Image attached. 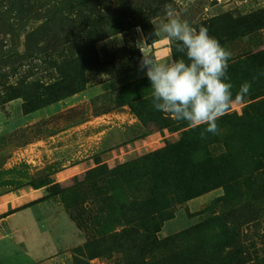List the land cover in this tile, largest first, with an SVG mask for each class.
I'll list each match as a JSON object with an SVG mask.
<instances>
[{"label": "rangeland", "instance_id": "obj_1", "mask_svg": "<svg viewBox=\"0 0 264 264\" xmlns=\"http://www.w3.org/2000/svg\"><path fill=\"white\" fill-rule=\"evenodd\" d=\"M166 3L232 52L231 81L252 83L217 135L152 107L137 43L181 57L155 34ZM262 72L264 0H0V218L36 205L17 218H39L60 249L37 264H188L204 240L241 252L223 224L244 264H264Z\"/></svg>", "mask_w": 264, "mask_h": 264}, {"label": "clouds", "instance_id": "obj_2", "mask_svg": "<svg viewBox=\"0 0 264 264\" xmlns=\"http://www.w3.org/2000/svg\"><path fill=\"white\" fill-rule=\"evenodd\" d=\"M163 12L165 18L155 26V34L173 41L176 52L182 55L159 62L150 54L146 40L137 43L142 54L139 69L145 72L152 89V107L192 128L206 125L201 138L208 133L217 135L219 118L234 103L245 100L252 83L244 81L233 93L228 75L232 52L209 35L207 27H193L182 19L172 4L166 3Z\"/></svg>", "mask_w": 264, "mask_h": 264}, {"label": "crops", "instance_id": "obj_3", "mask_svg": "<svg viewBox=\"0 0 264 264\" xmlns=\"http://www.w3.org/2000/svg\"><path fill=\"white\" fill-rule=\"evenodd\" d=\"M35 192L40 193V189ZM42 197L41 194L35 200ZM29 202L30 200L21 204L20 206H23L21 208L16 206L19 207L17 210L0 218V227L3 224L8 226V223L13 220L11 228L7 227V232L0 234V241L5 242V245L0 247L3 264H37L54 258L60 251L58 240L55 235L53 236V232L51 230L43 232L39 227L42 222L39 218H17L24 213L30 216L32 210L36 209L35 204L24 207ZM22 220L25 225L18 227Z\"/></svg>", "mask_w": 264, "mask_h": 264}, {"label": "trees", "instance_id": "obj_4", "mask_svg": "<svg viewBox=\"0 0 264 264\" xmlns=\"http://www.w3.org/2000/svg\"><path fill=\"white\" fill-rule=\"evenodd\" d=\"M232 84L234 85V87L238 90L239 89V86L241 85L240 82L238 80H234V81H231ZM231 119L230 116H226V114L221 117V121L222 122H225V121H229ZM240 128L243 129L245 127V125L242 124V122H239L238 123ZM245 124V123H244ZM230 156H232V154L230 153L229 154ZM232 170H234V165H232L231 162H227V165L225 167V171L227 174H229L230 172H232ZM190 184H193V181H191ZM39 189V188H38ZM252 213L249 212V215H251ZM250 218V217H249ZM219 222H222L223 221V218L222 219H218ZM206 226V224L204 225ZM218 236L220 237H223V236H226L228 237L232 247H235V244L237 243V247L241 250L238 251L237 248H236V252L235 250L233 249L232 251H229L226 253L225 257H221L220 254H219V257L221 258H218L217 253H211L208 251V247L207 244H208V240H204V241H198L197 243V248L196 250H198L200 252L199 255H195V257H193L189 262L188 264H238V262L243 258V260L239 263V264H244V263H249L250 261H252L250 259V250L249 248H245L242 246V243L240 242L241 240V237L239 234H237L236 232H234V229H228L226 227V225H222L221 228H220V231H219V234H217ZM181 236V235H178V237ZM164 242H167V241H164ZM200 242V243H199ZM222 252V251H221ZM242 254H245L242 255ZM172 256H170L171 258ZM169 258V259H170ZM168 259V260H169Z\"/></svg>", "mask_w": 264, "mask_h": 264}]
</instances>
